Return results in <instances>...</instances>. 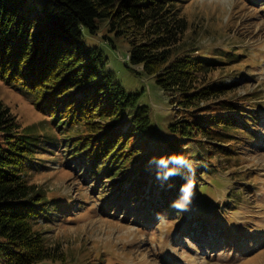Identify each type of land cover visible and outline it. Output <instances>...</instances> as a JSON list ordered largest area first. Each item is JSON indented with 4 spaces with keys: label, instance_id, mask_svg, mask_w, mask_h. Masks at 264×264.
<instances>
[{
    "label": "trees",
    "instance_id": "16d2710c",
    "mask_svg": "<svg viewBox=\"0 0 264 264\" xmlns=\"http://www.w3.org/2000/svg\"><path fill=\"white\" fill-rule=\"evenodd\" d=\"M189 1L45 0L38 9L32 0H0V80L31 97L51 120H61L72 157L86 155L99 180L122 183L121 189L130 183L139 199L150 185L160 190L159 201L168 202L181 194L186 172L162 182L150 162L181 155L195 169V187L218 184L212 172L220 166L207 161L240 155L235 147L244 136L238 125L245 121L237 115L249 116L245 102L228 96L236 93L228 92L233 84L213 75L234 55L212 57L185 41L192 27L184 14ZM101 27L114 47L113 36L130 45L128 68L155 77L171 96L177 106L167 125L171 137L155 140L150 107L117 80L104 52L87 44L86 34L98 35ZM54 140L24 127L0 99V264L65 258L37 228L49 201L30 174L43 141Z\"/></svg>",
    "mask_w": 264,
    "mask_h": 264
},
{
    "label": "rangeland",
    "instance_id": "374dc122",
    "mask_svg": "<svg viewBox=\"0 0 264 264\" xmlns=\"http://www.w3.org/2000/svg\"><path fill=\"white\" fill-rule=\"evenodd\" d=\"M32 1L40 9L45 0ZM184 14L192 25L185 38L190 47L212 57L234 55L213 75L233 84L228 92L236 93L228 96L245 102L243 114L249 116L237 115L245 121L238 125L244 136L235 147L240 155L207 161L220 166L212 172L219 182L195 187L187 211L171 207L180 194L163 203L160 190L147 185L139 199L130 183L121 189L122 183L99 180L86 155L72 157L61 120H51L31 97L0 80V99L21 124L55 139L43 141L30 174L49 201L37 228L65 258L40 264H264V0H190ZM108 34L101 27L85 40L109 58L108 69L123 87L150 107L155 140L171 137L167 125L177 109L171 96L155 77L128 68L130 45L113 36L114 47Z\"/></svg>",
    "mask_w": 264,
    "mask_h": 264
},
{
    "label": "clouds",
    "instance_id": "9594fccd",
    "mask_svg": "<svg viewBox=\"0 0 264 264\" xmlns=\"http://www.w3.org/2000/svg\"><path fill=\"white\" fill-rule=\"evenodd\" d=\"M150 163H155L159 171L157 172V179L166 182L170 178L181 175V169L185 170V183L180 187V196L177 200L172 202L171 207L177 211H187L192 199L195 195L192 177L195 174V169L192 163L181 155H172L168 158H155Z\"/></svg>",
    "mask_w": 264,
    "mask_h": 264
}]
</instances>
